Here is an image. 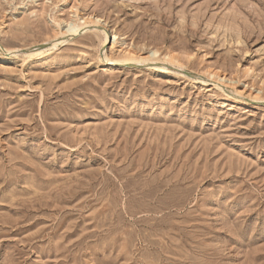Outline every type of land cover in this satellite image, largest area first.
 Wrapping results in <instances>:
<instances>
[{
    "label": "rangeland",
    "instance_id": "1",
    "mask_svg": "<svg viewBox=\"0 0 264 264\" xmlns=\"http://www.w3.org/2000/svg\"><path fill=\"white\" fill-rule=\"evenodd\" d=\"M0 264H264V0H0Z\"/></svg>",
    "mask_w": 264,
    "mask_h": 264
},
{
    "label": "bare ground",
    "instance_id": "2",
    "mask_svg": "<svg viewBox=\"0 0 264 264\" xmlns=\"http://www.w3.org/2000/svg\"><path fill=\"white\" fill-rule=\"evenodd\" d=\"M78 29H79V27L76 28V30H78ZM103 33L105 34V35H104V36H105V42H104V45H105V47H106V43H107L109 40L111 41V38L109 39V37H111V35H110L109 32L106 30V27H105V26H103ZM111 49H112V52H113V50H114V46H113V45H112ZM154 53H156V52H154ZM131 55H132V54H131ZM134 60H137V58H134V57H132V56H129V54H127V53H125V58H124V57H123V58H113V54H112L111 56H109V55L106 54V61H107V62H110V63H116V62H118V61L133 62ZM215 75L219 76L220 74H219V72H215Z\"/></svg>",
    "mask_w": 264,
    "mask_h": 264
}]
</instances>
